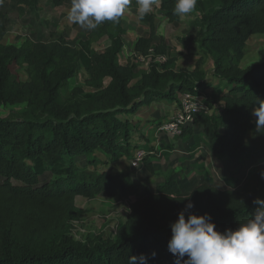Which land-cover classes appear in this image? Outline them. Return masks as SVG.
<instances>
[{"label": "trees", "instance_id": "trees-1", "mask_svg": "<svg viewBox=\"0 0 264 264\" xmlns=\"http://www.w3.org/2000/svg\"><path fill=\"white\" fill-rule=\"evenodd\" d=\"M48 1L55 6L66 2ZM40 2L14 0V5L38 7ZM175 3L162 0L157 8L176 21L180 17L174 14ZM196 11L201 19L196 40L213 60L212 73L220 80L210 91L202 58L191 69L174 67V48L159 34L153 14L144 18L150 22L149 35L138 37L133 48L143 54L153 48L167 60L152 61L145 69L133 56L125 64L119 60L124 48L123 18L119 23H102L84 40L59 36L18 46L2 42L9 14L0 9V108L24 106L21 113L0 115V264H128L129 256L141 254L147 257L146 264H177L168 250L170 224L189 199L194 207L185 211L186 219L189 212L208 213L221 232L253 218L260 207L253 201L264 199V168L256 163L249 164L243 176L226 177L224 187L205 165L188 184L178 177L183 168L170 165L164 180L142 194L130 171L97 168V151L117 160L132 153L135 131L145 135L131 115L162 100L179 105V96L186 91L206 94L211 106L224 102L212 113L197 115L184 128L182 141L194 139L188 151L206 142L217 158H238L237 166L246 163L242 154L256 120L252 112L264 103V60L242 62L248 39L264 33V0H198ZM103 36L111 42L97 51L91 44ZM14 64L26 68L28 79L13 75ZM81 67L94 92L83 96L84 89L77 86L63 97L62 90ZM221 82L229 89L218 90ZM199 126L204 135L198 133ZM142 146L139 143L134 150ZM80 156H86L95 169L78 165ZM146 167L153 175L161 170L151 161ZM78 196L129 199L127 220L113 236L97 233L78 239L74 222L84 220Z\"/></svg>", "mask_w": 264, "mask_h": 264}, {"label": "rangeland", "instance_id": "rangeland-1", "mask_svg": "<svg viewBox=\"0 0 264 264\" xmlns=\"http://www.w3.org/2000/svg\"><path fill=\"white\" fill-rule=\"evenodd\" d=\"M72 0H66L63 5L55 6L48 0H41L40 6H17L14 5V0H7L4 4H0V9L6 10L9 14L8 33L2 41L4 44H16L18 46L27 41L32 40H54L59 36H64L69 40H84L88 38L92 30H85L79 24L73 23L68 19V14L71 8ZM155 16V24L159 34L164 35L169 43L174 48L176 57L174 67L176 69L193 68L197 61L202 58L201 68L205 71L204 82L208 84V91L212 90V86L216 85V78L213 75V60L204 54L199 43L196 40V35L201 28V19L198 11L194 14L185 16L176 21H170L165 12L157 7H153L151 13ZM123 26L125 32L123 34L124 48L119 56L121 63L125 64L132 59L130 51L133 49L135 41L140 36L149 35L150 22L148 20H139L137 17V5L133 0L123 17ZM111 40L108 36H103L94 40L91 46L97 51H103ZM264 60V33L253 34L247 42L246 53L242 64H252ZM13 75L21 80L28 79L26 68L20 64L12 66ZM87 71L81 67L74 76L70 79L69 86L62 90L63 97L70 95L72 90L79 86L84 89L83 96H90L94 89L87 82ZM225 82H221L216 88L218 90L229 89ZM227 92V91H226ZM24 110L23 105H8L1 106L0 115L7 116L10 113L18 114ZM151 123V122H150ZM152 124V129L155 128ZM138 127H142L138 126ZM137 127V128H138ZM142 129V128H141ZM198 133L204 135L202 126L196 128ZM143 140V141H142ZM147 140L150 144L147 145L148 150L154 151L153 154L147 156L143 165L133 168L130 161V156L134 153V149L140 144L146 145ZM154 137L149 135L134 132L132 142L134 149L130 155H124L120 159H112L102 151H97L96 156L100 159L98 163L99 170L110 172L130 171L140 185V193H145L146 188H154L157 183L164 180V171L173 163H181L183 170L178 173L181 183L188 184L190 180L197 178L195 166L193 162L198 163L203 160L207 172L213 177L215 182L221 186H226L224 179L230 176H243L246 172V167L249 164H258L264 168V127L257 128L256 120H254L250 133L245 139V150L242 158L246 160L245 164H238V158L227 157L224 160L217 158L210 150L206 142L196 147L195 151H188L187 147L193 142V137L190 140L182 141V137L168 138L164 136L163 145H151L155 141ZM167 145V147L164 146ZM168 148V151L165 149ZM166 153V154H165ZM171 160V161H170ZM151 161L152 165L161 166L158 174H151L146 167V164ZM78 165L92 171L95 169L94 164L88 161L86 156L77 158ZM237 166V167H236ZM46 175V178H49ZM77 206L84 211V223L80 225L78 236L87 234H102L103 237L113 236L126 220L130 212L131 200H116L107 196H99L94 199H88L84 196L76 198Z\"/></svg>", "mask_w": 264, "mask_h": 264}, {"label": "clouds", "instance_id": "clouds-1", "mask_svg": "<svg viewBox=\"0 0 264 264\" xmlns=\"http://www.w3.org/2000/svg\"><path fill=\"white\" fill-rule=\"evenodd\" d=\"M133 0H72L68 19L85 30H94L106 21L119 23L132 5ZM162 0H135L137 17L143 20L153 7H160ZM3 4V0H0ZM198 0H176L174 14L181 19L194 14ZM257 128L264 127V103L256 107ZM264 176V173H262ZM190 195L183 197L188 199ZM259 210L253 218L240 223L236 229L221 232L216 229L211 215H197L185 211L194 207L189 199L178 218L171 222V238L168 250L176 257L177 264H264V199L256 198ZM155 256V252L152 253ZM187 257V259H184ZM141 254L129 256L128 264H146Z\"/></svg>", "mask_w": 264, "mask_h": 264}, {"label": "built area", "instance_id": "built-area-1", "mask_svg": "<svg viewBox=\"0 0 264 264\" xmlns=\"http://www.w3.org/2000/svg\"><path fill=\"white\" fill-rule=\"evenodd\" d=\"M130 56H133L135 60L139 63L141 68L149 69L150 63L155 61L157 63H164L167 60L165 54H156L154 49L151 48L150 52L143 54L137 52L134 48L130 51ZM179 105L175 114L171 117L164 119L159 122L156 128L157 136H169L177 137L181 136L184 128L189 124L194 122L195 117L199 114H208L212 113L214 108H221L224 106V102H216L211 106L209 104L208 96L204 93H195L192 91H186L180 94L179 96ZM150 151L144 146L137 148L134 155L130 159L134 167H138L142 161L150 155ZM84 223L83 221H75L73 233L76 238L84 239L86 236H78L80 225Z\"/></svg>", "mask_w": 264, "mask_h": 264}, {"label": "crops", "instance_id": "crops-1", "mask_svg": "<svg viewBox=\"0 0 264 264\" xmlns=\"http://www.w3.org/2000/svg\"><path fill=\"white\" fill-rule=\"evenodd\" d=\"M7 1V0H6ZM10 2V0H8ZM220 80L218 78H216V83H219ZM178 109V103L177 102H168L166 100H162L159 102H156L154 105H151L149 107H144L139 113L131 115L130 119L132 121H134V123L136 125H142V133L149 135V137H154L156 140L153 142H151V145H163V138L164 136H157L156 135V128L158 123L162 120V119H167L169 117H171L173 114L176 113ZM153 122V126H155L154 129H152V124ZM168 138H172L169 136H166ZM180 137V136H177ZM182 137V136H181ZM143 141V140H142ZM146 145L145 147L148 150L147 145L150 144L148 141H146ZM141 143V142H139ZM165 147H167L166 144H164ZM166 151H168V148L165 149ZM151 153L153 154L154 151L149 150ZM195 151V150H194ZM191 153V152H189ZM166 154V153H165ZM171 161V160H170ZM193 166H195L196 169V173L199 172V169L202 167V165H205L203 160H200L198 163L193 162L192 164ZM197 165V166H196ZM173 167H178L181 168L183 167V165L179 162L177 163H173ZM206 167V166H205Z\"/></svg>", "mask_w": 264, "mask_h": 264}]
</instances>
